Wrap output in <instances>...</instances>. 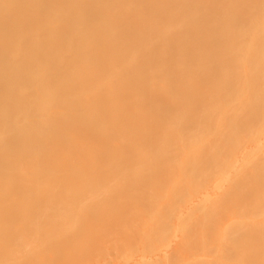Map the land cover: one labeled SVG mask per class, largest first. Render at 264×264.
<instances>
[{
    "label": "bare ground",
    "instance_id": "1",
    "mask_svg": "<svg viewBox=\"0 0 264 264\" xmlns=\"http://www.w3.org/2000/svg\"><path fill=\"white\" fill-rule=\"evenodd\" d=\"M64 1L66 2L64 3ZM68 1L69 0H0V72L2 71V74H0V76L3 78L9 76L8 79L4 78V80L2 79V81L0 79V83L3 84L2 86L3 87L4 85L10 86L11 90L16 87L12 83L13 81L10 82V85L9 83H7L9 82L7 80L11 81L10 77L15 72L13 71L11 72V70L8 72L9 69L7 68L6 70V68L3 67L7 65L6 60L8 59H6V57L8 56L6 55L14 51L17 53L19 60L22 62L21 65L22 64L25 65V69H23L24 66L22 67L24 71L25 70L28 71V69L31 70L32 67H33L32 69L38 70L36 65L39 66L40 64H43L42 66L44 72L48 71V74L49 72L51 74L50 77H46L44 73H39L40 71L39 72L37 71L38 73H36L33 70L34 73L37 75L32 74L33 75L32 76L30 72L31 77L30 76L29 78L26 77L28 79L26 83L31 82V84L29 83L30 85L36 83V85H38L36 87H38V89L40 90V92L39 91L37 92V96L34 97L36 98V101L35 100L30 101L29 103L30 107H28V104H26L23 98H22L23 100L20 97H19L20 100L16 98L18 100V102H16L17 100L15 99V95L13 96L12 94L11 95L13 98L7 95L8 100L7 98L5 100V97L3 96L4 97L3 100L8 102L11 101L10 103H12L14 99V102L11 105L8 104L9 105L8 107H6L7 106L6 103L5 106L3 105L4 102L0 101L1 102L0 157L4 159V164H5V166L2 165L3 167L2 166L0 167V177L2 172L4 174L6 173L4 172V169L8 167H9L8 170L10 169L11 171L21 169L23 171L26 170L27 173L28 171L27 168H31L30 166L27 167V164L29 165V163L27 162V158L33 150L36 151L40 147L39 145L40 143L36 145L37 147L39 145L37 149L36 146H34V142L37 141V137L39 138L43 136L42 134L40 135V133L42 132L39 133V131L37 130H42L44 134L45 129L46 131H48L47 130L48 128L50 131V128L53 125L57 128V126H59L57 124L62 123L60 121L63 120L67 122L69 121L68 119L72 120L71 117L69 118L70 113L67 114L64 111L63 112L66 114L67 117L65 116V114H62L61 111L58 112V110L56 111L58 114L55 112L53 113L51 111L52 112V113L50 112L51 115L48 116L47 114L49 112V109L50 108L52 109V107H55V105H57L58 108L60 109L61 108L66 109L65 111H67L68 109L66 107L72 108V110L68 109V112H70V111H75L73 108L78 107L76 111L79 110L80 112L82 107L84 108L85 106L84 104L83 105L81 104V101L83 99L81 95L83 91L86 92L83 94H88L87 97L89 96L88 97L90 101L89 104H91L90 108L88 107L87 109V107L85 106L86 109H82L84 111L81 110L80 113L83 112L84 117L81 116L83 114L82 113L78 117L79 119L77 118L81 122L82 120L80 119V117H83L82 118L84 121L83 124H85L83 127L85 128V130L83 131L84 138L86 136L87 138L90 137L89 139H91L92 136L93 137L95 136L94 138L100 137L99 141H101V139L105 140L103 141V143H106V145L102 144L103 145L102 147L100 142H97V144L99 143L100 144L99 146H101L99 147L97 145L98 148L99 149L101 148V150L103 151V153L101 155L99 154L97 157L96 155H94L95 151L97 150L96 149L97 146L95 147L94 145L96 143H93L92 145L94 146L91 147V149L93 147L95 148L93 149L94 152L93 154L90 151V149L88 150V147L86 148L87 153L80 154L81 156L80 159H82L83 163L85 164L84 165L82 164L81 167L79 166L77 170L75 169L76 183L71 178L70 179L65 178L66 181H64L63 183L62 182L56 183V181L51 178L52 171L55 170L56 172L57 170L59 172L60 171L64 172L66 171L64 170V167L62 168V166L61 167L55 166L53 169H51L50 167H53L55 164V161H52L51 162L52 164L50 166L46 163L48 166L47 165L45 166H47L49 169L43 171L45 169L42 167L44 163L38 161L35 162L34 159L37 160L38 158H34L33 159L34 162L32 164L34 165L33 167L34 172L28 171V173H34L35 175V173L38 174L37 172H41L40 170H42L45 173L46 171H48V174H50L47 177V174L44 173L46 178L42 179L43 181L40 180L41 182H43V184L46 181L44 185L40 184L41 182L39 183V185H42V189L47 188V190L50 189L51 191L50 193L49 190L46 192L45 190L39 189L41 190L42 193L43 191L46 192L45 193L46 195L41 193L42 196H45V198L43 197L44 200L40 199L42 201V202L39 201L41 204L37 202L39 200L38 195H37L38 197H36L33 194L35 196L33 197L32 194L26 193L28 191L31 192L32 190H28L26 186H25L26 188L25 187L23 188L24 186L23 183L27 181L23 179V182L21 184L20 181L22 180L23 177H26L25 179H27V176H24L23 174L21 175V177H19L20 175L17 176V178L18 177L20 178L19 181L20 183L17 182V184L19 183L20 185H22L21 188L23 189L22 190L20 188L22 191L16 189L19 191L18 194L15 190L10 192L11 194H5L6 189L3 188L4 190H2V192L4 193L0 194V199H1L0 200V264H32L31 262L32 260L34 261L37 260L36 259L37 257H35L37 255L33 253L32 256L29 255L31 258L28 256V253H30L29 251L31 250L30 247H33L32 250L34 252L35 248L38 250V247L40 248V246H42V243L44 244H43V249L41 248L40 250L41 252L45 250L44 248L45 244H47L46 250L47 249L49 250L50 248L54 250L48 252L50 253L53 252V257L56 256L54 258L55 264H94V263L95 264H172V263L173 264L175 263L176 264H264V200H262V198H264V195L261 198V201L259 200L261 204L258 201L260 195L264 193V180L261 179L263 180V182L257 183L256 182L257 178L253 179L254 182H256L254 186L258 190V193H256L253 192V190L251 191L250 189L245 188L244 184L246 183L245 181L247 178L245 179L243 177L244 173L248 174L249 172H251L252 174L253 171H254L253 173H255V170H259L261 168L263 171L264 169V165L262 163L256 162L258 160L257 157L264 155V141H261L262 137L264 138V128L260 129L259 133L256 132L258 135L255 136L258 138L256 147L259 149L258 152L259 154L255 153L252 148L246 152L247 149L246 147L248 143L246 145L247 140H245L247 136L253 135L254 133L253 131H255L256 128L255 129H251V128H254L255 124L257 125L259 123L258 122L259 115L264 113V34H263L264 32H262L264 31V0H230L228 3H231L232 5L235 6L233 9H231L232 6L228 5V3L225 2L228 0H224L225 3L223 1H220L221 3H224V5L222 6L219 3L220 5L217 4L218 7L217 5L216 6L213 5L216 4L215 0L214 1L209 0V3L208 0L207 1L205 0V2L204 0L203 1L202 0H171L169 2L167 1L168 4H165L166 6L164 8L166 9V13H163L162 15V13H159L160 10L159 12L156 11L157 13H159V15L161 14V16L157 17L155 15V17L157 18L156 19L154 18L155 20L153 19L154 22H152V20L151 21L149 20L147 22V27H144V29L146 28L145 30H150V32H148V34L149 33L150 34L148 35L147 39L146 37H144L143 33H142L143 35H141L140 33L141 31L144 32L140 24H145L146 21H144L142 18L144 17L142 11L140 13V11H137L138 9L136 10V8L134 7V5L136 4L133 3H136L135 2L136 0H131V1L129 0V2L127 1L125 6L124 3H122L123 8L120 7L119 5L121 0L119 1L103 0L104 2L103 1L100 2V0H95L96 2L94 0H90V1L88 0L89 3L87 2L86 5H85L86 2L85 0H81L80 4L77 2V0L69 1L70 3ZM138 1L139 0H137V2ZM143 1L147 3L149 0H143ZM143 1H139V2L143 3ZM157 1L159 5L161 4L164 5L163 1L166 0L163 1L160 0V2L159 0ZM150 2L152 1L150 0ZM150 2L148 4H151ZM210 2L212 3L213 6L212 5L211 6L213 8L209 6L211 4ZM72 3L74 5L76 4L75 9H74V5L73 6L71 5L72 7H70V4ZM64 4L65 5L68 4L67 6L70 7V9L73 8L72 10L74 11L69 12V9H66L67 6H65ZM78 4L81 6L83 4V6L81 7ZM113 4L115 5L114 6L115 12L114 14H112L113 16L112 15L110 16V18L113 17V20L119 19L116 25L122 27L119 28L122 32L121 33L119 31L121 34L120 36L121 38L117 39V41L116 39L114 41V38L112 37V34H115L114 32L116 30L113 31L111 29V28L118 29V26L114 27L115 21L112 22L109 20L108 22L113 24V27H110L112 25H109L108 23L110 28L107 27L106 29L105 27L107 25L105 26L104 24L106 19L105 21L100 22V24L98 25L99 32L97 30L98 33H95L97 26L94 27L95 25L93 23V19L97 13L99 14L102 12L103 14V12L105 11L107 13H110L109 9ZM148 4H146V8L149 7L147 6ZM219 6L220 7L222 6L221 9ZM226 6H228V8ZM157 8L159 9L160 7ZM209 8L210 9L212 8L214 10H209ZM112 11L113 10H111V12ZM199 11L201 14L199 13ZM227 11L229 12L227 13ZM209 12L215 13L217 18L221 19L219 21L215 20L214 24L215 22L216 24H218V22L220 21L222 22V20H224L225 17L227 18V20L233 21L232 25L233 24L235 25L236 23V28L234 25L233 27L230 22H228L229 25H231L230 27L228 23L226 24L228 26L226 27L227 29L228 28L232 29L233 27V30L236 33L233 30H229V29L227 31V29L225 28L224 30L226 31V33L224 31L222 33L220 30V32L222 33V37L220 36L221 34L219 35L221 38L217 36V39L218 37L220 39L219 41L225 43L224 45H228V47H230V49L232 50V53L231 50H230V54L228 53L229 55L232 54L231 56L228 57L226 55L227 56L226 58L224 57V59L218 60L215 63V65L218 66L219 68L223 67L225 70L224 71L225 74L229 76L228 79L229 83L227 85L222 84L218 86H206L207 82L205 80L204 83L197 84L196 81V85L190 86L187 84L188 81L186 83V80H189V76H188L189 74L187 75V73H183V74L181 73V75H178L176 71L175 73L174 72L172 73L171 72L172 70L170 71L166 69L163 72V76L168 75V77L170 76V78H168L166 84L162 87V89H158L160 90L158 92L156 89L158 85L153 83V78H151V75H149L148 78L145 76L146 80L142 81V83H137L138 85L135 84L136 86L134 85V87H137V89L134 88L131 91L130 89L125 90L126 88H123L122 86L123 82L121 81H123L122 74L124 76V72L122 68L129 69L133 67L132 71L134 70V72L138 73L139 75L138 70L142 73L144 70V72L147 74L153 68L152 66L157 64L156 63L154 65H151L152 64L151 62L149 65H147L148 67L151 68L149 70V68L146 67L145 65H143V67L138 66V64L142 65L143 61H140L142 63H138L139 61L135 60V57L136 54L139 55V53L136 52L140 51L141 53L144 46L146 48L147 46L152 47V43L154 44V42L156 41L155 39H159L161 36L162 38H164L163 35L166 34L167 32L166 30L169 27H172L169 24V21L171 22V20L167 22L168 23L167 25L165 24V22L167 21L166 16L172 19L174 23L173 22L171 23L176 28V29L174 28L176 30L175 34H174L175 30L173 29V27L169 28V29H173L171 30L173 33L170 34L171 40L173 42L170 41V39L167 40L172 43L174 42L176 43L177 40H180V37H182L183 34L184 35L186 34V32L188 33L189 37L190 35H192L193 38L195 39L193 41L194 45L192 44L193 47L191 46L192 53L193 55H195L194 60L195 58H197V61L204 63L202 51L205 50L209 51V49L214 48L213 46L214 41L212 42V40L209 41L206 40L205 38L203 40L202 38L204 36L201 37V34L203 32L202 27H204V25L207 24L206 20H209L208 17L211 16ZM107 13L106 15H108ZM197 13L198 16L196 15ZM97 15L96 17L98 18ZM199 16H204V18L200 17L201 21L195 20V18L197 19ZM144 19H146V17H144ZM174 19H177V21L176 20L174 21ZM40 22H42L41 24H45V25L50 24L51 26L52 25L55 26L54 30L56 34L59 35V38L57 36L56 39L58 40H56V42L54 40L52 41V39L48 40L49 38L45 39V41L44 39H40V38H37L35 40L31 39L32 41L34 40V42L31 41V44L34 43L32 48L34 47L35 51L37 50L39 54L36 53L37 51L35 52L33 49L31 50V52H26L27 49L30 48H27L26 50L24 49L26 44L24 43L25 40L26 39L28 40L32 36L36 37L37 35L40 36L42 34L41 33L39 35V33L37 32H35L36 34L32 32V30H34L33 28L35 27L34 25H38ZM94 22H96V20ZM79 25H83L82 26L83 30L79 28L82 31V33H79L80 32L78 31L79 29L77 30ZM122 25L125 26L123 27ZM168 25L170 26L168 27ZM196 25H198L199 27H197ZM224 25L222 24V27ZM160 26L162 27L166 26L167 28L163 30L164 28L162 29ZM180 26H184V27L186 26V27L183 28ZM68 27H71L72 30L70 28L69 30ZM158 27H160L159 29L160 30L162 29L163 32L158 33L159 31ZM65 28H67V30H69L70 32H73V29L77 30V32L75 30V33H71L73 34L72 39L74 40L72 41V43L73 42L77 43L75 44L76 45L75 48L77 51H80V53L82 54L77 56L81 60L80 61L81 64L83 63L84 65H83V69L80 70V68L82 67H80L79 65L81 64L77 65L78 63L75 64L74 61L72 63H74L75 65L70 67L71 68L70 70H72L73 72L72 74L73 76H75L74 81L79 80V83H81V85L83 84L82 86L76 85L79 88L83 87L82 89L83 91L81 89L75 90L76 88L73 89L72 91L73 88L72 84L74 83V81L72 80L73 82L71 83L68 80L69 78V76H67L68 73L70 75L72 74L70 72H67L69 68L66 67H68L71 64L70 63L71 61L68 62L67 59H65L67 55L65 56V58L63 56L64 54L63 50H65L66 47L64 49L60 48L62 41H65L63 37L66 38V35L63 36V32H64L63 29ZM108 28L111 29V31L110 30L108 31L107 30ZM138 28L140 29V31L138 30ZM182 28L184 32H182ZM116 33L118 34V32ZM157 33L159 35L158 38L155 37V35L157 36ZM44 34L45 33H43V35ZM212 35L213 36L211 37H214V34ZM166 36L168 35L166 34L165 38ZM188 36L186 34V38H189ZM51 37L52 36L50 35V38ZM67 37L69 38L70 36ZM68 38L66 40L67 46L70 45ZM183 38L184 36L182 37V39ZM189 39L187 40L190 41L191 39L190 40ZM157 42L160 41L158 40ZM161 43H163V41H161ZM184 43H186V41ZM71 46L73 48L74 44ZM116 47H119L120 50L117 49ZM216 47L218 46L216 45ZM75 48H73L72 50L74 51ZM123 48H126V50L128 49V51H125L126 53L124 52L126 55L128 54V56L123 54L125 56L122 55L121 57L120 55H118L119 53L117 54L118 57L115 56L116 58L121 57L122 62H119L120 61L119 60L118 61L119 63L115 62L117 65L114 64L113 67L112 65L111 67H109V64L107 65L106 63L107 61H106L105 62L106 64L104 65L103 63L104 59H102L103 61L101 60L102 56H104L102 54L105 53L104 50L110 53L111 51L112 52L113 51L119 52L121 50L124 51ZM137 48L138 50L136 51ZM139 48L141 50H139ZM68 49L70 51L69 46ZM84 49L86 51L90 50L89 52H91L92 49L94 50V52L97 51L96 57L93 58L95 59L93 62H91L92 60H90L85 55ZM217 49L216 51L219 50ZM66 50L64 52H66ZM147 50L148 49H146L145 51ZM162 50H164V47ZM183 50H185L184 47ZM32 51H34V53ZM190 52L191 50L189 51V53ZM27 53L30 54L33 53L36 55L38 54V56H40L39 57L40 60L36 58L37 56L34 58H36V60L38 59L39 61L42 60L41 62L43 63H40L39 61L36 62L34 58L31 59L32 57L30 58V56ZM71 53L73 52L70 51V56ZM80 53L78 52V54ZM70 56H67V58ZM81 56H83V58H80ZM142 58L144 57L142 56ZM46 61L47 63H44ZM147 62L143 64H147ZM165 64H167V62ZM28 65H30L31 68L27 69L26 66ZM198 65L200 66L198 68L200 75L209 77L210 79L213 80V78L215 77V72L211 71L212 69H210L209 67L205 68L203 65H202L203 66L202 69L200 63ZM215 65L212 66L214 67ZM62 66H65L66 70L64 69L62 70V68H64ZM190 66H192L191 63L188 67L190 68ZM12 67L13 65L11 66V68ZM41 67H39V69ZM156 67H155V71L157 70ZM160 67L162 68L163 71V66ZM43 69L41 68L40 70ZM82 70H84L83 71L84 73H82ZM6 71L7 74L4 73ZM80 71L81 74L84 75H80L79 74ZM8 73H10L11 75L10 74L8 75ZM199 73H197L198 74L197 76H199ZM24 74H26V72ZM48 74L47 76H49ZM111 78L114 79L117 78L121 80L119 86L118 83L116 85L113 83V85H115L114 88L118 86L117 89L111 88L109 91H104L105 89L102 91L99 85H102L104 83V79L105 82L107 83L111 82L112 84V82H115V80L113 79L114 81L113 80L110 81ZM133 79H135V77ZM136 80L134 81V83L136 82ZM202 80L203 78L201 79V81ZM4 81L7 84H4L5 83ZM14 81H15V77H14ZM12 85H14L15 87H13ZM27 85L28 84H26V88ZM26 88H23L20 94L26 96L29 93L30 97L34 96V94L36 93L33 91L34 89H32V91L34 92L32 93L31 91L29 92V90ZM6 89L9 90L8 87ZM107 89L108 88H106V90ZM8 90L7 92L9 93L11 90L9 91ZM1 91L4 92L3 90ZM79 93L81 94L79 95ZM77 94L79 96H76ZM132 94L141 95L140 96L141 101L139 100H138L139 102L136 101L138 102V104H140L141 108H143V105L146 108H150L151 105L154 103L153 99L157 98L158 95L159 97L160 95H162L167 98L166 102H164L162 104L163 106H161V107H166V106L167 107L164 108L163 111L161 112H160V108L158 109V111L157 109L154 110V112L156 111L157 114L152 116H150L149 114H148L149 116L145 115L143 113L144 111H142L145 109H139L140 106L139 108H137V110L136 109L130 110L129 100ZM9 97L12 98V100H10ZM77 97H80L81 99H78ZM237 97L241 99L236 100ZM142 99H144V102L146 103H142L143 101ZM21 101L22 102L24 101L25 103H22ZM15 102L16 105H14ZM20 102L22 103V105L24 104V106H21ZM156 103L157 102H155V104ZM26 105L27 107H25ZM17 107H19V109ZM20 107L23 108L21 109ZM115 109L116 112L117 110H119V112L121 113L120 115L121 118L127 119V117H130L131 122L129 121L120 122V123L115 122V124L113 123L114 126L112 128L109 127L110 128L109 129L107 127L109 130L105 127L106 133L100 132L101 130L104 129V128L99 129L100 127H103L102 126L103 124L101 122L103 121L104 116L101 118L100 117L101 114L104 112L102 114L104 115L105 111L111 112V110L115 111ZM246 109L249 110L247 113L244 112ZM95 111L97 112L101 111V114L99 115V113L97 114L95 113ZM26 112H29V115L27 114L29 118L30 117L32 118L34 115L35 118L37 119V117L40 114L41 116L46 115L48 117L47 120L45 119L41 120L43 118L36 120L33 118L32 122L36 124L33 123L31 124L30 122L29 125H26L29 121H25V123L23 122L20 125L19 122L23 121L22 118L25 117ZM41 112L44 114H42ZM55 114H57L58 116ZM54 115L57 117H55ZM98 115L99 118L102 119V121L98 119ZM116 115L120 117L119 114ZM51 116L53 118H51ZM74 119L76 120V117L73 118V120ZM34 120H36L37 122H35ZM105 121L107 120H104L103 122ZM78 122L79 121H77V123ZM99 123H101L100 126ZM108 123H109L108 121L107 123H104L105 124L104 126H106V124L110 126V123L109 124ZM45 124L46 126H43ZM75 124H73L74 127ZM19 125L21 126L22 129L18 127ZM23 125H26L25 129ZM32 125L34 126L33 127L34 130L31 129L33 130V132H31V130L29 129L30 127H32ZM259 125L264 127V121L263 123L260 121ZM35 126L39 128L35 129L36 128ZM54 126L52 127V129L55 128ZM26 128L29 131H27ZM52 129L51 131L55 132V129L53 130ZM249 129L252 130L253 132L252 134L251 131L249 132ZM256 130H258V128ZM59 132H57L56 130L55 133L58 134ZM99 132L100 134L102 133L103 134L96 136V134L97 133L99 134ZM35 133L36 136L37 133L39 136L36 137L34 135ZM245 133H247V136L246 135L241 136ZM61 134H62V130H61ZM56 136L57 139L62 138L60 137V135H56ZM58 136L60 138H58ZM251 138L253 139V137ZM89 139L86 140L88 141ZM39 140L41 139L39 138ZM63 140L66 139L63 138ZM121 140H123L124 143H122ZM90 141L91 140H89V142ZM116 141L122 143L120 146L117 145L119 146L118 148L119 150H117V146L112 144V142H114L115 144ZM41 142H43V140ZM92 142L93 140L88 144V146ZM110 143L113 145V149H115L116 147L115 149L116 151L110 149V147H112ZM248 147H253V145L252 146L249 145ZM37 152L39 153V151ZM98 153L99 150H97L96 154ZM37 156L39 157V155ZM56 161L57 162L55 165H57V163L58 165H60L58 160ZM96 167L98 168L96 169ZM234 167H238V171L236 172L232 171V168L237 169ZM133 171H135L137 177L134 175L135 177H132L133 179H131L130 174H132ZM15 172L16 171H14V173ZM13 175L15 176V174ZM13 175H11V177ZM9 176L8 179L10 178ZM28 176L29 179L30 175ZM30 179L32 180L33 178L31 177ZM16 180H13V184L14 182H16ZM31 180L27 182H31ZM258 180H260V178H258ZM11 181H8V185L9 182ZM35 181L37 182L39 180L34 178V180H32V183L33 182L35 183ZM25 184L27 183L25 182ZM10 185H12V183H10ZM3 186L1 185V187ZM75 187L78 188L79 191ZM6 188L8 189V186ZM36 188H38V185ZM36 190L38 191V189ZM56 190L57 192H59L58 195H55L53 193V192L57 193ZM37 191L36 193H38ZM13 192L16 193V195L19 194L20 195L16 196ZM24 192L27 195V197L23 195ZM12 193L14 195H12ZM47 193L49 198L46 197ZM165 193L166 195H164ZM21 194L22 197H20ZM13 196L14 199H16V197L18 198L19 203L17 202V204H15L16 203L15 200L12 199ZM53 196L55 198L57 197V199L61 198L59 203L57 199L53 198ZM88 197L91 198L92 203L94 205L91 202L83 203L85 202L83 201L85 198H86L85 200L89 199ZM35 198H37L38 200H36L33 203L32 201H34ZM55 200L57 201L56 203L54 202ZM98 202L100 203V206L102 205V207L98 206L99 205ZM112 202L113 203L115 202V205H113ZM12 203H14L16 207L14 206V204L12 205ZM95 204L97 207L95 206ZM251 205H253L254 208L251 207ZM255 205L257 207H255ZM98 207L100 208L98 209ZM140 207L141 209H139L138 212L134 211V209L137 210ZM133 211L137 213L134 214ZM102 212L103 215L102 217H100ZM108 212L109 213L114 212V213L113 215L110 214L108 216L107 215L109 214ZM104 214L107 215L108 218ZM96 218L99 219L98 221H100L101 224L103 221V226L105 225L108 227L107 230L103 231V234L104 233L109 234L110 232L112 233V230L113 231L115 230L117 234H119L120 236L122 235L121 236L122 240H119L116 236H114L116 237L115 239L117 240H115V242L113 243L112 242L110 243L109 241H106L109 236L105 234V236H107L106 237L107 239L103 241L109 243L105 246V249H103L104 253L102 254L101 252L102 254L101 260H97L98 259L96 258L97 256L95 257V255H100L97 254L99 250L97 252L96 250H94L93 254H91L89 253L87 246H86L87 248L85 249L84 242L86 240L82 242L84 244L83 245L84 247H81L82 245L80 244L81 240L83 238H86L83 236H90V234L89 235L87 234L89 230L86 232V234L84 231L85 229L86 230L88 229V224L89 227L90 226L93 227L92 225L95 226V224L93 223L96 222L93 221H96L95 220ZM39 221H41L43 224ZM125 225L126 227H128L127 229ZM172 225H174L173 227L174 232L172 231L175 235L174 238L177 237L178 240L176 242L175 241L176 238L175 239L172 237L171 238L174 239L173 241L176 242V244L173 242L171 248L168 247L171 242V238H170V242H168L166 246L165 245L163 246L164 251L162 252V254L158 253L159 255H156L157 253L155 254L154 252L157 250H155L152 252L153 254L152 257V254L150 255L149 253H151L150 251H152V249L153 250L155 249V247L153 246L154 244L153 240H158V239L169 240L171 234L169 233L166 234V233L172 228ZM120 228L126 229L127 233H132V234H128L132 239L130 238L127 239L128 237L125 236L127 234L125 232L126 230L125 231L123 230L124 231L123 232L121 229L120 231H122V233H118L119 231L116 230H119ZM128 230L129 231L132 230V231L129 232ZM137 230L140 231V233L142 232L143 234L149 233L148 234L149 237L141 238V239L140 238L136 239L135 237V239H133L134 237L133 235H137L139 233ZM133 231L135 233H133ZM58 232L62 233L60 235L63 236V238L61 237L60 239V235L58 234ZM99 234L101 236L102 231L101 233H98L96 235ZM111 236L113 235L111 234ZM212 236L215 237L213 245L210 244L208 241ZM196 237L198 238L197 241L190 240V239L193 240ZM62 239H63V243H61ZM66 242L68 243L65 247H68L69 255L67 254L68 255L67 258L65 256V259L63 258L64 260H62V258L60 257L62 254H59L60 255L59 256L58 253L60 252V249L64 246V243ZM39 243H41L40 246ZM198 243H200L199 245L200 247L198 248V252L195 253L194 251ZM21 244L24 245L21 246ZM48 245L50 248L48 247ZM140 248L142 249L138 251ZM163 248L159 250L160 253L163 250ZM165 248H169V250L166 249L165 251ZM38 251L37 254L40 252ZM48 252L44 251L45 254L40 253L41 258L39 256L38 260L33 264L36 263L40 264L41 260L39 261V258L42 259L43 256L48 254ZM72 253H76V254L73 256ZM210 253L212 254V256L210 255ZM236 255L237 258H235ZM172 256H176V260L170 263ZM45 257L47 258V255ZM50 259L51 258H48L47 260L49 264H51ZM92 259H95L98 262H92ZM43 261L44 259L42 260V262ZM48 262L46 263L48 264Z\"/></svg>",
    "mask_w": 264,
    "mask_h": 264
},
{
    "label": "rangeland",
    "instance_id": "2",
    "mask_svg": "<svg viewBox=\"0 0 264 264\" xmlns=\"http://www.w3.org/2000/svg\"><path fill=\"white\" fill-rule=\"evenodd\" d=\"M69 1H72V0H69ZM69 1H68V2H69ZM85 1H86V2H85V5H86L87 2L89 3L90 0H89V1H88V0H85ZM94 1H95V0H94ZM101 1H103V0H100V2H101ZM111 1H112V0H111ZM113 1H114V0H113ZM118 1H119V0H118ZM123 1H124V2H123ZM123 1L121 0V2H120V4H119L120 7H122V5H123L122 3H124V6H125L126 2H127V1L129 2V0H123ZM130 1H131V0H130ZM139 1H143V0H139ZM139 1L137 2V0H136V1H135L136 3H133V4H136L137 6L134 5V7L136 8V10L138 9L137 11H140V13H141V11H142V13L144 14V17H146V19H144V17H142L143 20L146 21V22H145V24H140V25L142 26V30H144V32L141 31L140 33H141V35L144 34V37H146V39H147L148 35L150 34V33L148 34V32H150V30H145L146 28L144 29V27H147V22H148L149 20H150V21L152 20V22H154V20H155L157 17H160V16H161V14L159 15V13H162V15H163V13H166V9H164L165 6H166L165 4H168V2L171 1V0H166V1H163V0H162L163 3H164V5H163V4L159 5L157 0H151L152 2H150V0H149L147 3L144 2V1H143V3H142V2L140 3ZM155 1H157V2H155ZM167 1H168V2H167ZM202 1H203V0H202ZM206 1H207V0H206ZM213 1H214V0H213ZM213 1H212V3H213ZM220 1H223V2H224V0H215L216 4H213V5L216 6L217 4H218V5L221 4V5L223 6L225 2L228 3L230 0L225 1L224 3H221ZM62 2H63V1H62ZM65 2H66V1H64V3H65ZM68 2H67V3H68ZM77 2L80 4V3H81V0H77ZM83 2H84V1H83ZM83 2H82V3H83ZM95 2H96V1H95ZM103 2H104V1H103ZM103 2H102V3H103ZM149 2H150L152 5H151V4H148ZM153 2H154V3H153ZM159 2H160V0H159ZM165 2H167V3H165ZM204 2H205V0H204ZM69 3H70V2H69ZM69 3H68V4H69ZM74 3H75V1H74ZM145 3L148 4L147 6H149V7L146 8V4H145ZM208 3H209V0H208ZM210 3H211V2H210ZM212 3L209 5L210 7L213 6ZM219 3H220V4H219ZM227 3H226V4H227ZM68 4H66V5L64 4V5L67 6ZM79 4H78V5H79ZM154 4H155V5H154ZM71 5L73 6L74 4H73V3L70 4V7H72ZM75 5H76V4H75ZM75 5H74V9L76 8ZM85 5H84V6H85ZM156 5H159V6H156ZM162 5H163V6H162ZM211 5H212V6H211ZM218 5H217V7H218ZM228 5L232 6L231 9H233V8L235 7V6L232 5L231 3H228ZM79 6H81V5H79ZM79 6H77V7H79ZM82 6H83V4H82ZM82 6H81V7H82ZM114 6H115L114 4L111 5L110 9L113 10V11L111 12V10L109 9V12H110V13H107L106 11L103 12V14H102V12L99 13L100 15L97 13L98 15H97V14H96V15L98 16V18H97L96 15H95V17H94V19H93V23H94V25H95L94 27L97 26V27H96V32H95V33H98V32H99V29H98L99 26H98V25L100 24V22L105 21V19H106V21L104 22L105 26L107 25V26L105 27V29H106L107 27H109V25H112V26H110V27H113V24H111L110 22H108L109 20L112 21V22L115 21V23H114V24H115L114 27H117V26H118V29H117V28H116V29H115V28H111V29H112L113 31L116 30V31L114 32L115 34H112V37L114 38V41H115V39H116V41H117V39H120V38H121V37H120V36H121V34H120L121 30L119 29L121 26L116 25V23H117V21H118L119 19H118V20H113V17L110 18V16H111L112 14H114V12H115ZM222 6H221V7H222ZM67 7H68V6H67ZM67 7H66V9H69V12L74 11V10H72L73 8L70 9V7H68V8H67ZM99 7H100V6H99ZM104 7H105V5H104ZM157 7H160V8L158 9ZM217 7H216V8H217ZM219 7H220V6H219ZM221 7H220V9H221ZM226 7L228 8V6H226ZM100 8H101V7H100ZM122 8H123V7H122ZM149 8H150V10H149ZM212 8H213V7H212ZM212 8H211V9L209 8V10H214V9H212ZM216 8H215V9H216ZM146 9H147V10H146ZM151 9H152V10H151ZM157 9H158V10H157ZM225 9H226V8H225ZM99 10H100V9H99ZM143 10H144L145 12H144ZM159 10H160V12H159ZM164 10H165V11H164ZM156 11L159 12V13H157ZM219 11H220V10H219ZM229 11H230V10H229ZM229 11H227V13H228ZM67 12H68V10H67ZM67 12H66V13H67ZM203 12H204V11H203ZM210 12H211V11H210ZM210 12H209V14H210L211 16L209 15V16H210V17H208L209 20H206V19H205L207 24H205L204 27H202V31H203V32H202V34H201V37L204 36V37L202 38L203 40H204V38H205L206 40H209V41L212 40V42L214 41V44H213V46H214L213 49H214V50H213V49H209V51H208V50H207V51H206V50H205V51H202V52H203V55H202V56H203L204 63L197 61V58H195V60H194V56H195V55H193V53H192V47H193V45H194V42H193V41H194L195 39L193 38L192 35H190V37H189V36H188V33L186 32L187 36H188L191 40H190L189 38H186V34H185V35L183 34V35H182V37L184 36L183 39H182V37H180V40H177L178 43H177V42H176V43H175V42L172 43L173 41L171 40V35H170V34L173 33L171 30H173V29L175 28V26L171 23V22H173L172 19H170V18H168V17L166 16L167 21L165 22V24L167 25V24H168L167 22H168L169 20H171V22L169 21V24L173 27V29H169V28H172V27H169L170 25H168L169 28L166 30V31L169 33V34H168V33L166 32V34H167L168 36H166V38H165V35H166V34H165V35H163L164 38H162V36H161L159 39H155L156 41L154 42V44H156V45H154V44L152 43V47H148V46H147V48H146V47L144 46L143 49H142V51H141V53H140V51L136 52V53H139V55L136 54V57H135V60L139 61L138 63H142V62H140V61H143V63L149 61V62H147V64H143V63H142V65H139V64H138V66H142V67H143V65H145L146 67H148L147 65H149L151 62H152L151 65H154V64L157 63L156 65L152 66V67H153L152 69H151L150 67H148L149 70L151 69V70L149 71V73H147L148 75L144 72V70H143V73L140 72V71L138 70V72H139V75H138V73L134 72V70L132 71V68H133V67H131V68H129V69H125V68L123 69V68H122V70H123V72H124V76H123V74H122L123 72L121 73V74H122V80H123V81H121V80H119V79H117V78H115V79H114V78H111L110 81L113 80V79L115 80V82H112V84H111V82H108V83L105 82V79H104V83H103L102 85H99V87L102 89V91H103L104 89H105L104 91H109L111 88H112V89H117V87L119 86L120 81H121V82H123V84H122L123 88H126L125 90L130 89V90L132 91V89H134V88L137 89V87H134L135 84L138 85L137 83H142V81H145V80H146V77L148 78L149 75H151V78H153V83H155L156 85H158V87L156 88V89H157V92H158V91H160V90H158V89H162V87L166 84V81L168 80V78H170V76L168 77V75H167V76L164 75L165 77L163 76V72H164L166 69H167V70H170V71L172 70V71H171L172 73H173V72L175 73V71H176V73H177L178 75H181V73H182V74H183V73H187V75L189 74V75H188V76H189V80H186V83H187V81H188L187 84L190 85V86H192V85H196V81H197V84H200V83H204L205 80H206V82H207V83H206V86H218V85H222V84H224V85L226 84V85H227V84L229 83V80H228V79H229V76H227V75L225 74V72H224L225 70H224L223 67L219 68L218 66L215 65V63H216L218 60H222V59H224V57L226 58L227 56L229 57V56L232 55V54L229 55V54H230V50H231L230 47H228V45H224L225 43H223L222 41H219V40H220L219 37H220V36L222 37V33H223V31L226 33V31L224 30L226 27H228L226 24H227L228 22H230L231 25H232L233 21H231V20H227L226 17H225V18L222 17V18H224V20H222V22L220 21V22H218V24H216V22H215V24H214V21H215V20H216V21H217V20L219 21V20H221V19L217 18V16L215 15V13H213V12L210 13ZM217 12H218V11H217ZM220 12H221V11H220ZM225 12H226V11H225ZM106 13H107L109 16L106 15ZM145 13H146V14H145ZM153 13H155V14H153ZM186 13H187V12H186ZM199 13H200V11H199ZM201 13H202V10H201ZM201 13H200V14H201ZM6 14H7V13H6ZM143 14H142V15H143ZM147 14H148V15H147ZM157 14H158V15H157ZM104 15H105V17H104ZM155 15H156L157 17H155ZM164 15H165V14H164ZM196 15L198 16V13H197ZM202 15H203V14H202ZM7 16H8V15H7ZM102 16H103V17H102ZM112 16H113V15H112ZM197 16H196V17H197ZM214 16H215V17H214ZM225 16H226V15H225ZM227 16H229V15H227ZM233 16H234V15H233ZM71 17H73V16H71ZM106 17H107V18H106ZM164 17H165V16H164ZM200 17H201V18H202V17L204 18V16H199L197 19L195 18V20L201 21ZM100 18H101V19H100ZM102 18H103L104 20H103ZM148 18H149V19H148ZM154 18H155V19H154ZM176 18H177V17H176ZM208 18H207V19H208ZM98 19H99V20H98ZM153 19H154V20H153ZM228 19H229V18H228ZM95 20H96V22H94ZM175 20L177 21V19H174V21H175ZM203 20H204V19H203ZM212 20H213V21H212ZM97 21H98V22H97ZM211 21H212V22H211ZM41 23H42V22L39 23L40 25H39V24H38V25H34L35 27L33 26V27H34V28H33L34 30H32V32H33V33L37 32V33H39V35L42 33V34H41L42 36H41V35H40L41 37L38 36V35H37L38 37H37V36H36V37H35V36H34V37L32 36L31 38L28 39L29 41L26 39L27 41L25 40V42H24V43H26L24 49L26 50L27 48H30V49H27L26 52H31L32 49L35 51L34 47L32 48V46H33L34 43L31 44V41H32L31 39H34V40H35V39H37V38H40V39H44V41H45V39L49 38L48 40H51V39H52V41L54 40L55 42H56V40H58V39H56V38H57V36H58V38H59V35L56 34V32H55V30H54L55 26H53V25L51 26L50 24L45 25V24H41ZM108 23H109V25H108ZM173 23H174V22H173ZM220 23H221V24H220ZM222 24H223V25L225 24V25H224L225 27H224V26L222 27ZM56 25H57V23H56ZM206 25H207L208 27H207ZM228 25H229V23H228ZM231 25H229V27H230ZM233 25H234V24H233ZM233 25H232V26H233ZM36 26H37V27H36ZM82 26H83V25H79L78 28H77V30H78L79 28H80L81 30H83V27H82ZM122 26L124 27L125 25H122ZM196 26L199 27L198 25H196ZM216 26H217V27H216ZM234 26H235V28H236V23H235ZM234 26H233V27H234ZM81 27H82V28H81ZM110 27H109V28H110ZM160 27H161L162 29L164 28L163 30H165V29L167 28L166 26H165V27L160 26ZM160 27H158V30H159V31L157 30L158 33H159V32H163L162 29H161L162 31L159 29ZM180 27L185 28L186 26H185V27H184V26H180ZM219 27H220L221 29H220ZM233 27H232V29H230V28H228V29H229V30H233ZM69 28L71 29V27H68V29H69ZM109 28H108L107 30H108V31H109V30L111 31V29H109ZM121 28H122V27H121ZM136 28H137V27H136ZM140 28H141V27H140ZM183 28H182V32H184ZM205 28H206V29H205ZM209 28H210V29H209ZM211 28H212V29H211ZM217 28H218V29H217ZM222 28H223V30H222ZM37 29H38V30H37ZM40 29H41V30H40ZM70 29H69V30H70ZM80 29H79L78 31H80L79 33H82V31H81ZM84 29H85V28H84ZM175 29H176V28H175ZM175 29H174V30H175ZM226 29H227V28H226ZM228 29H227V31H228ZM53 30H54V31H53ZM63 30H64V32H63V36L66 35V38L62 36V37L64 38L65 41H62V43H61V45H60V46H61L60 48H61V49H64V48L66 47V48H65V50H66V49H68V46H69V47H70V51L73 52V53H71V56H70V51H69V49L66 50V52H64L65 50H63V53H64V54L62 53L63 56H64V58H65L66 55H67V56H70V57H68V58H67V56H66L65 59H67L68 62L71 61V62H70V63H71V64H70L71 66L69 65V66L66 67V68H69L67 72H70V73L72 74L73 72H72V70H70V69H71L70 67L74 66L76 63H78L77 65L81 64V62H80L81 60L79 59V57H78L77 55H82V54L80 53V51H77L76 48H75V47H76L75 44H77V43H76V42H73V43H72V41H74V40L72 39V35H73V34H71V33H75V30H76V29H75V30L73 29V32H70L69 30H67V28H65V29H63ZM63 30H62V31H63ZM71 30H72V29H71ZM77 30H76V32H77ZM97 30H98V32H97ZM107 30H106V31H107ZM138 30L140 31L139 28H138ZM207 30H209V31H207ZM210 30H212V31H210ZM215 30H216V32H215ZM220 30H221L222 33L220 32ZM235 30H237V29H235ZM56 31H57V30H56ZM60 31H61V30H60ZM60 31H59V33H60ZM65 31H67V32H65ZM119 31H120V32H119ZM136 31H137V30H136ZM136 31H135V32H136ZM233 31H234V30H233ZM240 31H241V30H240ZM32 32H31V33H32ZM46 32H48V33H46ZM49 32H52L53 34H52V33H49ZM69 32H70V33H69ZM116 32H118V34H117ZM175 32H176V30L174 31V34H175ZM208 32H209L210 34H209ZM212 32H214V33H212ZM217 32H220V33H217ZM234 32H235V31H234ZM262 32H264V31H262ZM43 33H45V34L43 35ZM54 33H55V35H54ZM66 33H67V34H66ZM68 33H69V34H68ZM95 33H94V35H95ZM121 33H122V32H121ZM142 33H143V34H142ZM146 33H147V35H146ZM158 33H157V36L155 35L156 38H158V36H159ZM164 33H165V32H164ZM164 33H163V34H164ZM211 33L214 34V37H211V36H213ZM235 33H236V32H235ZM35 34H36V33H35ZM47 34H48V35H47ZM160 34H161V33H160ZM220 34H221V35H220ZM263 34H264V33H263ZM32 35H34V34H32ZM50 35L52 36L51 38H50ZM53 35H54V36H53ZM87 35H88V33H87ZM87 35H86V36H87ZM117 35H118V36H117ZM137 35H138V33H137ZM139 35H140V34H139ZM145 35H146V36H145ZM219 35H220V36H219ZM30 36H31V35H30ZM67 36H70V37L68 38ZM169 36H170V37H169ZM172 36H173V35H172ZM206 36H208V37H206ZM217 36H219L218 39H217ZM53 37H54V38H53ZM62 37H61V38H62ZM87 37H88V36H87ZM112 37H111V39H112ZM210 37H211V39H210ZM221 37H220V38H221ZM67 38H68V41H69V43H70V45H68V46L66 45V40H67ZM161 38H162L163 40H162ZM172 38H173V37H172ZM214 38H215V39H214ZM167 39H168V40L170 39V41H172V42L168 41ZM184 39H185L186 43H184V42H185ZM187 39H189L190 41H188ZM34 40H33L32 42H34ZM158 40H159L160 42H157ZM161 41H163V43H161ZM183 41H184V42H183ZM187 41H188V42H187ZM35 42H36V41H35ZM156 42H157V43H156ZM221 42H222V43H221ZM64 43H65V44H64ZM159 43H160V44H159ZM166 43H167V44H166ZM170 43H171V44H170ZM30 44H31V45H30ZM62 44L64 45V47H63ZM73 44H74V47H73V48H75L74 51L72 50L73 48H72V46H71V45H73ZM183 44H184V46H183ZM185 44H186V45H185ZM192 44H193V45H192ZM28 45H29V46H28ZM144 45H145V44H144ZM153 45H154V46H153ZM171 45H172V46H171ZM178 45H179V46H178ZM180 45H181V46H180ZM187 45H188V46H187ZM189 45H190V47H189ZM216 45H217L219 48L216 47ZM117 46H118V45H117ZM142 46H143V45H142ZM149 46H150V44H149ZM155 46H156V47H155ZM186 46H187V47H186ZM191 46H192V47H191ZM120 47H121V46H120ZM138 47H140V46H138ZM163 47H164V50H162ZM171 47H172V48H171ZM183 47H184L185 50H183ZM188 47H189V48H188ZM225 47H226V48H225ZM116 48L119 49V47H116ZM126 48H127V47H126ZM126 48H123L124 51L121 50V51H119V52H117V51H116V52H115V51L112 52V51H111V52L109 53L108 51L104 50L105 53H103V51H102V53H103L102 55H104V56H102L101 60L104 59V62H103L104 65L107 63V65L109 64V67H111V65H112V67H113L114 64L117 65L116 63H117L119 60H120L119 62H122V60H121L122 55L126 53L125 51H128V49L126 50ZM149 48H150V49H149ZM153 48H154L155 50H154ZM158 48H159V49H158ZM165 48H166V49H165ZM180 48H181V49H180ZM187 48H188V49H187ZM217 48H218L219 50H218ZM117 49H116V50H117ZM146 49H148V50L145 51ZM170 49H171V50H170ZM179 49H180V50H179ZM216 49H217L218 51H216ZM225 49H226V51H225ZM228 49H229V50H228ZM16 50H17V49H16ZM102 50H103V49H102ZM119 50H120V49H119ZM137 50H138V48L136 49V51H137ZM139 50H141V49L139 48ZM182 50H183V52H182ZM190 50H191V52L189 53ZM34 51H32V52L34 53ZM36 51H37V50H36ZM36 51H35V52H36ZM89 51H90V50H87V51H86V50L84 49V53H85V55H86L90 60H92L91 62H93V61L95 60V59H93V58L96 57V53H97V51L94 52L93 49H92L91 52H89ZM179 51H180V52H179ZM184 51H185V52H184ZM76 52H77V53H76ZM78 52H79L80 54H78ZM88 52H89V54H88ZM124 52H125V53H124ZM159 52H160V53H159ZM171 52H172V53H171ZM217 52H218V53H217ZM219 52H220V53H219ZM233 52H234V50H233ZM33 53H31V54H30V53H27V54L30 56V58L32 57L31 59H33L34 57L37 56L36 58H38V59L40 60V58H39L40 56H38L39 52H38V51L36 52V53H38L37 55H36V54H33ZM92 53H93V54H92ZM94 53H95V54H94ZM118 53H119V54H118ZM128 53H129V52H128ZM169 53H170V54H169ZM207 53H208V54H207ZM228 53H229V54H228ZM231 53H232V50H231ZM105 54H108V55H105ZM117 54L120 55L121 57L116 58V57H118ZM159 54H160V55H159ZM206 54H207L208 56H207ZM213 54H214L215 56H214ZM233 54H234V53H233ZM89 55H90V56H89ZM92 55H93V57H92ZM125 55H126V54H125ZM125 55H123V56H125ZM137 55H138V56H137ZM155 55H156V56H155ZM163 55H164V56H163ZM204 55H205V56H204ZM217 55H218L219 57H218ZM221 55H222V57H221ZM226 55H227V56H226ZM6 56H8V57H6V59H8V60L5 59V60L7 61V65H6V66H3V67H5L6 70H7V68H8V69H9L8 72H9L10 70H11V72H12V71L15 72V73H13V75L10 77V78H11V81H10V80H7V81H9V82H7V83H9V85H10V82L13 81L12 83H13L16 87H15L14 85H12L13 87H15V88H13V89L15 90V92H14L13 89H12V90H13V92H12V90L10 89V86H7V85L5 86V85H4V87H3V86H2L3 84L0 83V84H1V85H0L1 90L4 91V92H2V91L0 90V98H2V99H0V101H1V102H2V101L4 102L3 105H5V103H6L7 106H6V105H5V106L8 107L9 105H11V104L14 102V99H13V102H12V103H10L11 101H10V102L5 101L6 98H7V100H8L7 95L10 96V97H12V95H13V96L15 95V99H16V98L19 99V97H20L21 99L23 98L24 101L26 102V104H28V107H30V104H29L30 101H33V100L36 101V98H34V97L37 96V92H38V91L40 92V90L38 89V87H36V86H38V85H36L35 82H34L35 84H33V85H30L31 82H29L30 84H29V83H26V81L28 80L27 78H29V76H30V72H31V75H32V74L37 75V74L34 73V71H35L36 73H38V72L40 71L39 73H44V74L46 75V77H50L51 74H50V72H49V74H48V71L44 72V69H43V66H42L43 64H40L39 66L36 65V67L38 68V70H34V69H32L33 67L31 68V66L28 65V66H26V68H27V69H28V68H31L32 71H31L30 69H28L29 72H28L27 70L24 71L23 69H25V65H23V64L21 65L22 62L19 60V57L17 56V53H16L15 51H14V52H10V53L7 54ZM115 56H116V57H115ZM126 56H128V54H127ZM139 56H140V57H139ZM142 56H143L144 58H142ZM145 56H146V57H145ZM152 56H153V57H152ZM192 56H193V57H192ZM151 57H152V58H151ZM157 57H158V59H157ZM170 57H171V58H170ZM180 57H181V58H180ZM184 57H185V58H184ZM196 57H197V56H196ZM205 57H206V59H205ZM36 58H34V59L36 60ZM80 58H83V56H81ZM91 58H92V59H91ZM146 58H147V59H146ZM162 58H164V59H162ZM215 58H216V60H215ZM15 59H16V60H15ZM38 59L36 60V62L39 61ZM65 59H64V60H65ZM73 59H74V60H73ZM75 59H78V60H75ZM139 59H140V60H139ZM167 59H168L169 61H168ZM171 59H172V60H171ZM109 60H110V61H109ZM124 60H125V59H124ZM145 60H146V61H145ZM186 60H187V61H186ZM41 61H42V60H41ZM41 61H39V62H40V63H43V62H41ZM74 61H75V64L72 63V62H74ZM76 61H78V62H76ZM102 61H103V60H102ZM106 61H107V62H106ZM108 61H109V62H108ZM111 61H112V62H111ZM156 61H157V62H156ZM185 61H186V62H185ZM193 61H194V62H193ZM14 62H15V63H14ZM79 62H80V63H79ZM105 62H106V63H105ZM115 62H116V63H115ZM119 62H118V63H119ZM166 62H167V64H165ZM209 62H210V63H209ZM44 63H47V61L44 62ZM162 63H163V64H162ZM172 63H173V65H172ZM190 63L192 64V66H190V68H189L188 66L190 65ZM194 63H195V64H194ZM199 63L201 64V66L203 65L205 68H206V67H207V68L209 67L210 69H212L211 71H214V72H215V77L213 78V80L210 79L209 77L201 76V75H200V73H199V71H198V70H199L198 68L200 67V66L198 65ZM207 63H208V64H207ZM213 63H214V64H213ZM11 64L13 65L12 68H11V66H12ZM17 64H18L19 66H18ZM36 64H37V63H36ZM38 64H39V63H38ZM72 64H73V65H72ZM160 64H162V65H160ZM164 64H165V65H164ZM174 64H175V66H174ZM185 64H186V65H185ZM81 65H82V66H81ZM81 65H79L80 67H82V68H80V70L83 69V65H84V64L82 63ZM107 65H106V66H107ZM166 65H167V66H166ZM168 65H169V66H168ZM171 65H172V66H171ZM194 65H195V67H194ZM212 65H215V66L213 67ZM15 66H16V68H15ZM17 66H18V67H17ZM23 66H24V67H23ZM29 66H30V67H29ZM41 66H42V67H41ZM138 66H137V67H138ZM156 66H157V67H156ZM160 66H163V71H162V68H161ZM170 66H171L173 69H172ZM181 66H182V67H181ZM186 66H187V67H186ZM203 66H202V69H203ZM22 67H23V69H22ZM39 67H41L43 70H40L41 68L39 69ZM62 67H64V68H62V70H63V69L66 70V69H65V66H62ZM134 67H135V66H134ZM155 67L157 68V70H156L157 72L155 71ZM168 67H169V69H168ZM175 67H177V68H175ZM215 67H216V68H215ZM158 68H159V69H158ZM170 68H171V69H170ZM192 68H193V69H192ZM12 69H13V70H12ZM72 69H73V68H72ZM195 69H197V70H195ZM215 69H217V70H215ZM3 70H4V68H3ZM20 70H21V71H20ZM33 70H34V71H33ZM124 70H125V71H124ZM126 70L130 71L131 73L128 72V71H126ZM135 70H136V69H135ZM152 70H153V71H152ZM159 70H160V71H159ZM184 70H185V71H184ZM187 70H188V71H187ZM222 70H223V71H222ZM18 71H19V72H18ZM37 71H38V72H37ZM83 71H84V70H82V73H84ZM197 71H198V72H197ZM221 71H222V72H221ZM11 72H10V73H11ZM17 72H18V73H17ZM25 72H26V74H27V73H29V74L26 75V74H24ZM32 72H33V73H32ZM74 72H75V71H74ZM132 72H134V73H132ZM151 72H152V74H151ZM155 72H156V73H155ZM158 72H159V73H158ZM161 72H162V73H161ZM179 72H180V73H179ZM190 72H191V73H190ZM194 72H195V73H194ZM4 73L7 74V71L4 72ZM10 73H8V75H9ZM141 73H142V75H141ZM197 73H199V76H197V75H198ZM0 74H2V71L0 72ZM23 74H24V75H23ZM47 74H48L49 76H47ZM79 74H80V75H84V74H81V71L79 72ZM161 74H162V75H161ZM195 74H196V75H195ZM8 75H6V76H8ZM10 75H11V74H10ZM14 75H15V76H14ZM66 75H67V74H66ZM74 75H75V74H74ZM126 75H127V76H126ZM131 75H132V76H131ZM133 75H134V76H133ZM169 75H170V74H169ZM19 76H21V77H19ZM32 76H33V75H32ZM67 76H69V78L67 77L68 80H69V82L72 83V82L74 81V77H75V76H73V74L70 75L69 73H68ZM145 76H146V77H145ZM8 77H9V76H8ZM8 77H6V78L8 79ZM12 77H13V80H12ZM14 77H15V81H14ZM26 77H27V78H26ZM30 77H31V76H30ZM80 77H81V76H80ZM126 77H128V78L130 77L129 80H128V78H126ZM132 77H133V78L135 77V79H133ZM154 77H155V78H154ZM192 77H193V78H192ZM4 78H5V77H4ZM4 78L0 76L1 81H2V79L4 80ZM6 78H5V79H6ZM81 78H82V77H81ZM123 78H124V79H123ZM136 78H137V80H136ZM160 78H161V79H160ZM194 78H195V79H194ZM199 78H201V79L203 78V80H202L203 82H202L201 79H199ZM204 78H205V79H204ZM19 79H20V81H19ZM130 79H132V80H130ZM143 79H144V80H143ZM162 79H163V80H162ZM165 79H166V80H165ZM190 79H191L192 81H191ZM207 79H208V80H207ZM72 80H73V81H72ZM114 80H113V81H114ZM117 80H118L119 82H118ZM135 80H136V82L134 83ZM193 80H194V81H193ZM210 80H211V81H210ZM216 80H217V81H216ZM75 81H76V82H75ZM75 81H74V83L72 84V86H73L72 91H73V89H75V88H76L75 90H78V89H79V90H80V89L82 90L83 87L79 88V87H77V86H82L83 84L81 85V83H79V80H78V81L75 80ZM101 81H102V80H101ZM225 81H226V82H225ZM4 82H5V81H4ZM15 82H16V84H15ZM22 82H23V84H22ZM37 82H38V81H37ZM77 82H78V83H77ZM80 82H81V81H80ZM102 82H103V81H102ZM102 82H101V83H102ZM189 82H190V83H189ZM7 83L5 82L4 84H7ZM12 83H11V84H12ZM18 83H19V84H18ZM101 83H100V84H101ZM109 83H110V84H109ZM113 83H114L115 85L118 83V86H117L116 88H114L115 85H113ZM20 84H21V85H20ZM26 84H28V85H27V88H26ZM22 85H23V86H22ZM76 85H77V86H76ZM136 85H135V86H136ZM19 86H20V87H19ZM24 86H25V87H24ZM29 86H30V87H29ZM122 86H121V88H122ZM2 87H3V88H2ZM7 87L9 88V90H11V91L9 92L10 94L7 92V90H8V89H6ZM102 87H103V88H102ZM4 88H5L6 90H5ZM11 88H12V87H11ZM23 88L28 89L29 92L31 91L32 93H34V92H36V93L34 94V96H31V97L29 96V93H28L27 95H28L30 98H29L27 95H26V96L21 95L20 93L22 92V89H23ZM106 88H108V89L106 90ZM32 89H34V90H33L34 92L32 91ZM9 90H8V91H9ZM130 90H128V91H130ZM82 91H83V90H82ZM82 91H80V92H82ZM16 92H17V94H16ZM14 93H15V94H14ZM32 93H31V94H32ZM83 93H86V92L83 91ZM83 93H82V95H81V97H83V99H82V101H81V100H80V101H81V104H82V105L84 104V105L87 107V109H88V107L90 108V105H91V104H89V103H90L89 98H88L89 96L87 97L88 94H83ZM11 94H12V95H11ZM80 94H81V93H79V95H80ZM18 95H19V96H18ZM32 95H33V94H32ZM79 95L77 94L76 96H79ZM134 95H135V94H134ZM134 95L132 94V96H130V100H129V101H130V105H131V106L129 105V109H130V110H131V109H132V110H133V109H136V110H137V108H139V106H140V104H138V102L141 101V97H140L141 95H137V94H136L135 96H134ZM3 96L5 97V100H3V99H4ZM16 96H18V97H16ZM10 97H9V99L12 100L13 97H12V98H10ZM26 97H28V98H26ZM160 97H161V98H160ZM160 97H159V95H158L157 98L153 99V100H154V103L151 105L150 108H146V107L143 105V108H141V106H140L139 109H145V110H142V111H144L143 113H144L145 115H147V116H149V115L152 116V115L157 114V112H156V111L154 112V110L157 109V111H158L159 108H160V112L163 111V109L166 108L167 106H166V107H161V106H163L162 104H163L164 102H166V99H167V98H166L165 96H162V95H160ZM32 98H33V99H32ZM77 98H78V99H81L80 97H77ZM138 98H139V99H138ZM142 98H143V96H142ZM23 99H22V100H23ZM27 99H28V100H27ZM240 99H241V98H238V97L236 98V100H240ZM16 100H17V99H16ZM19 100H20V99H19ZM86 100H87V101H86ZM138 100H139V101H138ZM142 100H143L142 103H146V102H144V99H142ZM156 100H157V101H156ZM158 100H159V101H158ZM24 101H23V102L21 101V102H22V103H25ZM35 101H34V102H35ZM83 101H84V103H83ZM136 101H138V102H136ZM1 102H0V104H1ZM16 102H18V100H17ZM16 102H15L14 105H16ZM21 102H20V103H21ZM131 102H132V104H131ZM155 102H157V103L155 104ZM20 103H19V104H20ZM22 103H21L20 105H21V106H24V104L22 105ZM32 103H33V102H32ZM35 103H36V102H35ZM35 103H34V104H35ZM136 103H137L138 105H137ZM142 103H141V105H142ZM8 104H9V105H8ZM88 104H89V105H88ZM134 104H135V105H134ZM20 105H19V106H20ZM66 105H67V104H66ZM1 106H2V105H1ZM5 106H4V107H5ZM33 106H34V105H33ZM85 106H84V108L82 107V109H86ZM133 106H134V107H133ZM156 106H157V107H156ZM25 107H27V105H26ZM31 107H32V106H31ZM80 107H81V105H80ZM17 108L19 109V107H17ZM20 108H21V107H20ZM22 108H23V107H22ZM22 108H21V109H22ZM66 108H68L69 110H72V108H69V107H66ZM77 108H78V107H77ZM77 108H73L75 111H70V112H68V109H67V111H65L66 109H63V108L60 109V108H58L57 105H55V107H52V109L50 108L48 114H47V113H46V114L49 116V115H51V114H50L51 111H52L53 113H54V112L57 113L56 111L58 110V112L61 111L62 114H65L64 112H66L67 114L70 113V114H69L70 116L68 115L69 118L71 117V119L73 120V118L76 117V120L80 122V120H78V119H79L78 117H79L83 112L80 113L81 110H82L81 108H80V109H81L80 112H79V110L76 111ZM154 108H155V109H154ZM161 109H162V110H161ZM53 110H54V111H53ZM63 111H64V112H63ZM82 111H84V110H82ZM97 111H99V110H97ZM97 111H95V113H97V114L99 113V115H100V114H101V111H100V112H97ZM248 111H249V110L246 109L244 112L247 113ZM52 112H51V113H52ZM102 112H103V111H102ZM108 112H109V111H105V114L102 115V114L104 113V112H103V113L101 114L100 117L102 118V117L104 116V117H103V121H104V120H107V121L110 123V126L107 125V124H106V126H104V125H105L104 123H107V121L103 122L102 119L99 118V115H98V119L102 121V122H101V121H99V122H101V123L103 124V125H102L103 127H100L99 129H103V128H104V129L101 130L100 132L106 133V131H105V130H106L105 127H106V128H107V127H108V128H109V127L112 128V127L114 126L115 122H119V123H120V122H127V121L131 122V121H130V119H131L130 117H127V119H126V118H121V116H120L121 113L119 112V110H117V112H116V109H115V111L111 110V112H109V114H108ZM118 112H119V113H118ZM146 112H147V113H146ZM41 113H42V112H41ZM44 113H45V111H44ZM44 113H42V114H44ZM76 113H77V114H76ZM78 113H79V114H78ZM27 114L29 115V112H26L25 117L22 118L23 121H20V122H19L20 125H21L23 122L25 123V121H29L26 125H29L30 122H31V124H32V123H33V124H36V123L32 122L33 118L36 119L35 116L33 115L32 118H31V117L29 118ZM57 114H58V113H57ZM57 114H55V115H57ZM116 114H119L120 117H118V115H116ZM148 114H149V115H148ZM52 115H53V114H52ZM55 115H54V116H55ZM30 116H31V115H30ZM39 116H41V114H40ZM39 116H38V117L36 116V117H37L36 120L41 119V118H43V119H41V120H44V119L47 120V117H48V116H46V115H45V116H41V117H39ZM57 116H58V115H57ZM57 116H55V117H57ZM65 116H66V114H65ZM73 116H75V117H73ZM81 116L84 117V113H83ZM106 116H107V119H106ZM113 116H114V117H113ZM66 117H67V116H66ZM83 117H80V119L82 120V121H81L82 123H81V122H80V123H79V122L77 123V121H76L75 119H74L73 121L70 120V119H68L69 121H67V122H65V121H63V120L60 121V122H62V123H61V124H57V125H59V126H57L58 129L53 125V126L55 127V128H53V129H55V132H56V130H57V132H59V130H60V132H59L58 134L55 133L54 131H53L54 133L51 131V129H52L53 126H52L51 128L49 127V128H50V131H49L48 128H47L48 131H46V129H45V133H44L45 136H44L42 130H37V131H39V133L42 132V133H40V135L42 134L43 136H41V137H43L44 139L41 138V137H39V138L41 139V140H39V138L37 137V136H39L38 133H37V136H36V133H35L34 135L37 137V141H38V140H39V141H38V142L35 141V142H34V146H36L38 143H40V144H39L40 147H39V145H38V147L40 148V150L42 149V150H41L42 154H41L39 148L36 146V149H37V148H38V149H37L36 151L33 150V151L30 153V155L28 156V158H27V162L29 163V165L27 164V167L30 166L32 169H31V168H27V170H28L29 172H31V171L34 172V170H33L34 165H32L33 162H34V161H33L34 158H38V159H39V157H40L39 160H38V159H37V160L34 159V160H35V162L38 161V162H41V163L43 162V163H44L42 167L45 168V169H44L43 171H45L46 169H49L47 166H48V165L50 166V165L52 164V163H51L52 161H55V164H56V162H57L56 160H58V162L60 163V165H58V163H57V165L54 164V166H53V167H50V168L53 169L55 166H56V167H57V166H58V167H59V166H60V167L62 166V168L64 167V170H66V171H64V172H61V171H60V172H59V171L56 170V172H58V173H56L55 170H54V171H52V174H51L52 176H51V178H52L53 180H55L56 183H57V182H58V183H61V182L63 183L64 181H66V179H70V178L73 179V181L75 182V179H76V176H75V175H76V174H75V173H76V170L79 168V166L81 167L82 164H83V165L85 164V163H83L82 159H80V157H81L80 154L87 153V149H86L87 147H88V150L90 149V151H91L92 154H93V153H94V152H93V149H95V148L93 147V148L91 149L92 146L95 145V147H96L97 145L99 146V145L101 144V146L103 147L102 144L106 145V143H103V141H105V140H102V139H101V141H99V139H100L99 136H98L99 138H97V137L94 138L95 136H94V137L92 136L91 139H89L90 137L87 138V136H86V137H85L86 139H89V140H91V141L93 140V142L89 145V146H90V148H89L88 144H89L91 141L89 142V140L87 141V140L84 138V133H83V131L85 130V128H83V127H84L85 124H83V123H84V121H83V119H82ZM115 117H116V118H115ZM51 118H53V117L51 116ZM77 118H78V119H77ZM109 118H110V119H109ZM117 118H118V119H117ZM119 118H120V119H119ZM128 118H129V119H128ZM114 119H115V121H114ZM122 119H124L125 121L122 120ZM260 119H261V120H260ZM36 120H34V121L37 122ZM84 120H85V119H84ZM110 120H111V121H110ZM117 120H118V121H117ZM75 121H76V122H75ZM113 121H114V122H113ZM260 121L263 123V121H264V113L259 115V121H258L259 123H258L257 125L255 124L254 128H251V129H255V128L257 129V128H258V130L255 129V131H253V132L255 133V135H254V133L252 132L251 129H249V132L251 131V134L253 133V135L247 136V133L241 135V136H244V135L247 136V138L245 139V140H247V141H246V145H247V143H248L247 147L245 146V147L247 148V149H246V152H247L248 150H250L251 148L254 150L255 153H258V152H259V149L256 147V144H257L258 138L255 137V136L258 135L257 133H259L260 129L264 128V127H262V126L259 125V124H260ZM60 122H59V123H60ZM69 122H70V124H69ZM111 122H112V123H111ZM19 123H18V124H19ZM45 123H46V122H45ZM72 123H73V124L76 123L77 125L75 124V127H74ZM101 123H99V126H100ZM109 123H108V124H109ZM113 123H114V124H113ZM78 124H80V125H78ZM81 124H82V125H81ZM112 124H113V125H112ZM138 124H139V123H138ZM138 124H136V125H138ZM20 125L18 126L19 128H21ZM26 125H23L24 129H25V126H26ZM37 125H38V124H37ZM63 125H64V126H63ZM40 126H42V125H40ZM43 126H46V124L43 125ZM49 126H50V124H49ZM61 126H62V127H61ZM69 126H70V127H69ZM72 126H73V127H72ZM259 126H260V128H259ZM29 127H30V126H29ZM33 127H34V126L32 125V127H30L29 129L31 130V129H33ZM35 127H36V126H35ZM59 127H60V128H59ZM4 128H6V127H4ZM27 128H28V127H27ZM27 128H26V129H27ZM38 128H39V127H38ZM38 128L36 127L35 129H38ZM42 128H43V127H42ZM63 128H64V129H63ZM108 128H107V129H108ZM110 128H109V129H110ZM21 129H22V128H21ZM53 129H52V130H53ZM99 129H98V131H99ZM109 129H108V130H109ZM33 130H34V129H33ZM33 130H31V132H33ZM61 130H62V134H61ZM108 130H107V131H108ZM27 131H29V130L27 129ZM8 132H9V130H8ZM66 132H67V133H66ZM100 132H99V134L97 133L96 136H97V135H102V134H103V133L100 134ZM256 132H257V133H256ZM49 133H50V134H49ZM7 134H8V133H7ZM32 134H33V133H32ZM66 134H67V135H66ZM54 135H55V136H56V135H60V137H62V138H61L62 140H61V139H57V136L55 137ZM64 136H65V137H64ZM262 136H263V135H262ZM262 136H261V137H262ZM60 137L58 136V138H60ZM251 137H253V139H252ZM261 137H260V139H261ZM55 138H56V139H55ZM63 138L66 139V140H63ZM240 138H242V137H240ZM0 139H1V138H0ZM35 139H36V138H35ZM83 139H84V140H83ZM42 140H43V142H41ZM119 141H120V140H119ZM119 141H116L115 144H114V142H112V144L115 145V146H117V145L120 146L122 143H124L123 140H121L122 143H121V142L119 143ZM261 141H264V138H263V137H262V140H261ZM36 142H37V143H36ZM57 142H58V143H57ZM87 142H89V143H87ZM97 142H100V144H99V143L97 144ZM253 142H254V144H253ZM93 143H96V144L92 145ZM41 144H43V145H41ZM110 144H111V143H110ZM112 144H111V145H112ZM47 145H48V146H47ZM111 145H110V146H111ZM113 145H112V147H110V149H113ZM249 145H250V146L253 145V147H248ZM98 146H97L96 149L99 150V153L96 154V152H97V150H96V151H95V154H94V155H96V157H97L99 154L101 155V154L103 153V151L101 150V148L99 149ZM101 146H99V147H101ZM119 146H117V150H119V149H118ZM254 146H255L257 149H256ZM259 148H260V147H259ZM47 149H48V150H47ZM51 149H52V150H51ZM63 149H64V150H63ZM115 149H116V147H115ZM115 149H113V150H115ZM43 150H44V151H43ZM50 150H51V151H50ZM54 150H55V151H54ZM104 150H105V149H104ZM37 151H39V153H38ZM101 151H102V152H101ZM115 151H116V150H115ZM33 152H34V153H33ZM36 152H37V153H36ZM63 152H64V153H63ZM34 154H35V155H34ZM258 154H259V153H258ZM258 154H257V155H258ZM37 155H39V157H38ZM55 155H56V156H55ZM1 156H4V155H1ZM32 156H33V157H32ZM44 156H45V157H44ZM50 156H51V157H50ZM29 157H30V158H29ZM54 157H55V159H54ZM0 158H1V157H0ZM78 158H79V159H78ZM1 159H2V160H1ZM1 159H0V160L3 161V162L0 161V163H1L0 167H1L2 165L5 166V164H4V159H3V158H1ZM46 159H47V161H46ZM68 159H69V160H68ZM257 159H258V160L256 161L257 163H262V164L264 165V155H263V156L261 155V156L257 157ZM29 160H30V161H29ZM77 160H78V161H77ZM259 160H260V161H259ZM38 162H37V163H38ZM46 163H47L48 165H47ZM53 163H54V162H53ZM61 164H62V165H61ZM141 164H142V163H141ZM31 165H32V166H31ZM45 165H47V166H45ZM3 166H2V167H3ZM46 167H47V168H46ZM8 168H9V167H8ZM8 168H5V169H4V172H6L5 174L1 171L2 173H1V177H0V183H1L2 186H3V185H5V186L1 187V185H0V189H1L0 194H1V193H2V194L4 193V192H2V190H4L3 188L6 189V191H5L6 193H5V194H11L10 192H12L13 190H15V191L17 192V194H18L19 191L16 190V189H19L20 191L23 190V189L21 188L22 185H20L19 183L21 182V184H22L23 179H24V180H27V181H30V180H31L30 178L32 177V178H33L32 180H34V178L37 179V180H39V181H37L38 184H37L36 181H35V183H34V182L32 183V180H31V182H27V181H25V182L28 184V186H27V184H25V182H24V183H23V184H24L23 188L26 186L28 190H32L31 192L27 190V191H28V192H26L27 194H28V193H29V194H32L33 197H35V196L38 197V196H39V200H38L37 198H35L34 201H32L33 203H34L36 200H38L37 202H39V201H41V200H44L43 197L45 198V196H42V195H41L42 192H41V190H39V189H42V185H44L46 181H45L44 184H43V182H41L40 180L46 178L45 174H47V177L50 175V174H48V171H46V173H45V172H43L42 170H40L41 172H37L38 174L35 173V175H34V173H28V171H27V173H26V170H24V171L21 170V169H20V170H14V171H16V172L18 173V174H17L16 172L14 173L13 170H12V171H11L10 169L8 170ZM97 168H98V167H96V169H97ZM234 168H237V169H233V168H232V171H234V172L238 171V167H234ZM6 169H7V170H6ZM51 169H50V170H51ZM70 169H71V170H70ZM75 169H76V170H75ZM93 169H94V166H93ZM5 170H6V171H5ZM68 170H69V171H68ZM73 171H75V172H73ZM11 172H12V173H11ZM22 172H24V173H22ZM234 172H231V173H234ZM253 172H254V171H253ZM253 172H252V174H251V172H249L248 174H246V173L243 174V175H244L243 177H244L245 179L247 178L246 181H245L246 183L244 184V186H245V188H248V189H250L251 191L253 190V192L258 193V190H257V188L254 186V184H255L256 182H257V183H259V182H263V180H264V169H263V171H262V169L260 168L259 170H255V173H253ZM39 173H40L41 175H40ZM42 173H43V174H42ZM44 173H45V174H44ZM73 173H74V174H73ZM133 173H135V171H133ZM133 173L130 174L131 179H133L132 177H135V176H136V173H135V174H133ZM259 173H260V174H259ZM6 174H7V175H6ZM13 174H15V176H14ZM22 174H23L24 176H27V179H25L26 177H23V176H22L23 178H22V180L20 181V178H19V177H21ZM54 174H55V175H54ZM255 174H256L258 177H257ZM2 175H3L4 177H3ZM9 175H10V176H9ZM11 175H13V176L11 177ZM19 175H20V176H19ZM28 175H30V178H29V179H28V177H29ZM72 175H73V176H72ZM134 175H135V176H134ZM137 175H138V174H137ZM260 175H261V176H260ZM6 176H7V177H6ZM8 176H9L11 179H10V178L8 179ZM17 176H19V177H18L19 179L17 178ZM43 176H44V177H43ZM71 176H72V177H71ZM136 177H137V176H136ZM2 178H3V179H2ZM12 178H15V179H12ZM65 178H66V179H65ZM255 178H257L256 182H254V180H253V179H255ZM258 178H260V180H258ZM1 179H2V180H1ZM16 179H18V180H16ZM134 179H136V178H134ZM261 179H263V180H261ZM7 180H8V181H11V180H12L11 182H9V185H10V183H12V185H10L11 188L9 187V185H8V181H7ZM13 180H16V182H14V184H13ZM57 180H58V181H57ZM62 180H63V181H62ZM4 181H5V182H4ZM6 181H7V182H6ZM19 181H20V182H19ZM42 181H43V180H42ZM68 181H69V180H68ZM73 181H70V182H73ZM17 182H19V183L17 184ZM40 182H41V183H40ZM3 183H4V184H3ZM39 183L42 184V185H39ZM75 183H76V182H75ZM30 184H31V185H30ZM73 184H74V183H73ZM252 184H253V185H252ZM14 185H15V186H14ZM17 185H18V186H17ZM37 185H38V188H36ZM7 186H8L9 191H8V189L6 188ZM253 186H254V188H253ZM16 187H17V188H16ZM26 187H25V188H26ZM34 187H35V188H34ZM76 187H77V186H76ZM76 187H75V188H76ZM14 188H15V189H14ZM20 188H21L22 190H21ZM118 188H119V187H118ZM251 188H252V189H251ZM10 189H11V190H10ZM36 189H38V191H37ZM76 189H78V188H76ZM24 190H26V189H24ZM42 190H45L46 192H47L48 190L50 191V189L47 190V188H46V189H42ZM7 191H8V193H7ZM36 191H37L39 194L36 193ZM45 191H43L42 194H45V193H46ZM78 191H79V189H78ZM56 192H57V190H56ZM13 193H14V192H13ZM13 193H12V195H14V194L16 195V193H14V194H13ZM50 193H51V191H50ZM53 193H54L55 195H58L59 192H57V193L53 192ZM33 194H34L35 196H34ZM19 195H20V194H19ZM19 195H16V196H19ZM23 195H24L25 197H27V195L25 194V192H24ZM37 195H38V196H37ZM45 195H46V194H45ZM55 195H54V196H55ZM164 195H166V193H165ZM261 195H262V196H261ZM261 195H260V197L258 196V197H259L258 201H259V200L261 201V198L263 197L264 193L261 194ZM24 196H23V197H24ZM41 196H42V197H41ZM54 196H53V198H54V199H57V197L55 198ZM20 197H22V194H21ZM25 197H24V198H25ZM46 197L49 198L48 193H47V196H46ZM88 198H89V197H88ZM12 199L15 200V202H16V203L14 202L15 204H17V202L19 201L17 197H16V199H14V196H13ZM19 199H20V198H19ZM40 199H41V200H40ZM60 199H61V198H60ZM60 199H59V198L57 199L58 203H59ZM85 199H86V198H85ZM85 199L83 200V201H85V202H83V203H87V202H91V203H92L91 198H89V199H87V200H85ZM0 200H1V199H0ZM262 200H264V198H262ZM57 201L55 200L54 202L56 203ZM260 201H259V202H260ZM12 202H13V201H12ZM32 202H31V203H32ZM41 202H42V201H41ZM14 203H12V205H13ZM18 203H19V202H18ZM39 203H40V202H39ZM91 203H90V204H91ZM15 204H14V206L16 207ZM40 204H41V203H40ZM92 204H93V203H92ZM98 204H99L98 206H100V203H99V202H98ZM112 204L115 205V202H114V203L112 202ZM112 204H111V205H112ZM260 204H261V202H260ZM93 205H94V204H93ZM113 205H112V206H113ZM95 206H96V204H95ZM93 207H94V206H93ZM96 207H97V206H96ZM100 207H102V205H101ZM100 207H98V209H99ZM251 207H253V205H251ZM255 207H257V206L255 205ZM253 208H254V207H253ZM253 208H252V209H253ZM95 209H96V208H95ZM101 209H102V208H101ZM136 209H137V208H136ZM139 209H141V207L138 208L137 210L134 209V211H137V212H138ZM134 211H133L134 214L137 213V212H134ZM104 213H106V212H104ZM108 213H109V212H108ZM113 213H114V212H110V213L107 214V215H108V216H109L110 214L113 215ZM100 214H101V213H100ZM102 215H103V212H102V214H101L100 217H102ZM104 215H105V214H104ZM107 215H105V216L108 218ZM96 217H98V216H96ZM100 217H99V218H100ZM39 218H40V217H39ZM94 218H95V217H94ZM39 220H40V219H39ZM41 220H42V219H41ZM95 220H96V221H93V222H96L97 225H96V223H93V224H95V226L92 225L93 227H91V226L89 227V224L87 223V224H88V229H87V230L85 229L84 232H85V234H86V232H87L88 230L91 231V232H89V231L87 232V234H88V235L90 234V236H83V237H86V238H83V239L81 240V243H80V244L82 245L81 247H84V246H83L84 244H83L82 242H84V240H86V241L84 242V243H85V249L88 247L87 249H88L89 253H91V254H93L94 250H96V252L99 250V251L97 252V254H100V255H95V257L97 256V257H96V258H98L97 260H101L102 254L104 253L103 249H105V246H106L109 242H110V243H111V242H112V243L115 242V240H117V239H115L116 237H117L119 240H122V238H121L122 235L120 236L119 234H117V233L115 232V230H114V231L112 230V233L110 232L109 234H108V233H104V234H103V231H104V230H107L108 227L105 226V225L103 226V221H102V224H101V222L98 221V220H99L98 218H96ZM90 221H92V220H90ZM39 222H41V221H39ZM39 222H38V223H39ZM44 222H45V221H44ZM41 223H42V222H41ZM91 223H92V222H91ZM99 223H100L102 226H101ZM39 224H40V223H39ZM42 224H43V223H42ZM106 225H107V224H106ZM168 226H169V225H168ZM123 227H124V226H123ZM125 227H126V225H125ZM173 227H174V225H172V228H171L169 231H167V233H166V234H168V233L171 234L170 237L168 236V237H169V240H168V239H167V240H166V239L153 240V241H154L153 246L155 247V249H154V250L152 249V251H150V252H151V253H149L150 255H151L152 252L155 251V250H157V251L154 252L155 254L157 253L156 255L162 254V252L164 251L163 246H164V245L166 246V244H167L168 242H170V238H171V237L174 238V236H175L174 233H173V232H174ZM127 228H128V227H126V229H127ZM99 229H100V230H99ZM117 229H118V228H117ZM121 229H122V231H123V230H124V231L126 230V229H124V228H120L119 230H116V231H119L118 233H122V231H120ZM94 231H95V232H94ZM99 231H100V232H99ZM101 231H102L101 236H100V234H99V235H96V234H98V233H101ZM124 231H123V232H124ZM128 231H129V230H128ZM131 231H132V230H131ZM131 231H129V232H131ZM137 231H138V230H137ZM172 231H173V232H172ZM59 232H60V231H59ZM59 232H58L59 235L62 234V233H59ZM105 232H106V231H105ZM125 232L127 233V230H126ZM138 232H139V233H138ZM138 232H137V233H138L137 235H133V236H134L133 239H135V237H136V239H139V238L141 239V238L149 237V235H148L149 233H144V234H145V235H144L142 232H141V233H140V231H138ZM171 232H172V233H171ZM94 233H96V234H94ZM115 233H116L118 236H117ZM126 233H125V234H126ZM133 233H135V232L133 231ZM85 234H84V235H85ZM105 234H107V235L109 236L108 239L106 238L107 236H105ZM111 234H112L113 236H111ZM114 234H115V235H114ZM128 234H132V233H127V234L125 235L126 237H128L127 239H129V238L132 239ZM59 235H58V237H59ZM123 235H124V233H123ZM172 235H173V236H172ZM114 236H116V237H114ZM61 237L63 238V236L60 235V239H61ZM87 237H88L89 239H88ZM95 237H96V238H95ZM103 237H104V238H103ZM113 237H114V238H113ZM119 237H120V238H119ZM137 237H138V238H137ZM90 238H91V239H90ZM97 238L100 239V240H98ZM110 238H111V239L113 238L114 240H113V239L111 240ZM172 238H171L170 245L168 246V247H170V248H171V246H172V243L174 242L173 240H174L175 238H176V239H175L176 242H177V240H178L177 237H175L174 239H172ZM92 239H93V240H92ZM105 239H107L106 241H109V242H104ZM109 239H110L111 241H110ZM197 239H198V238L196 237V238H194L193 240H192V239H190V240H191V241H197ZM214 239H215L214 236L210 237V239L208 240L209 243L213 245V244H214V243H213V242H214ZM95 240H96V241H95ZM103 240H104V241H103ZM66 241H67V240H66ZM94 241H95V242H94ZM160 241H161V242H160ZM86 242H87V243H86ZM93 242H94V243H93ZM100 242H101V243H100ZM103 242H104V245H103ZM176 242H174V243L176 244ZM23 243H24V242H23ZM61 243H63V239H62ZM67 243H68V242L64 243V246L62 245L63 247L60 249V252L58 253V255H59V254H62L61 256L59 255V256L62 258V260L65 259V256H66V258H67V256L69 255V254H68L69 249H68V247H65V246L67 245ZM105 243H106V244H105ZM43 244H44V243H42V246H40L41 243H39L40 248L37 246L39 251L41 250V248L43 249ZM91 244H92V245H91ZM155 244L157 245V247H156ZM22 245H24V244H21V246H22ZM49 245H50V244H49ZM49 245H48V247H49ZM89 245H90V247H89ZM159 245H160V246L162 245L161 247L163 248V250L161 251V253H160L159 250H161L162 248H161ZM199 245H200V243L197 244V247L195 248V251H194L195 253L198 252V248L200 247ZM212 245H211V247H212ZM46 246H47V244H45V247H44L45 250H44V251H47V252H48V251H54V250H52V248H50V247H49V248H50L51 250H50V249H49V250H48V249L46 250V248H47ZM86 246H87V247H86ZM173 246H174V244H173ZM51 247H52V245H51ZM158 247H159V248H158ZM30 248H31V250H32L33 247H30ZM64 248H65V250H64ZM99 248H101V249H99ZM28 249H29V247H28ZM53 249H54V248H53ZM81 249H82V248H81ZM141 249H142V248H140L138 251H140ZM166 249L169 250V248H165V251H166ZM211 249H213V248H211ZM211 249H210V250H211ZM31 250H30L29 252H30V253L32 252V253H31V254L28 253V256H29V255L32 256V254L35 253V255H37V256H35V255H33V256L37 257V258H36L37 260H38V257L40 256V253H44L43 250H42L43 252H41V251L39 252L36 248H35L36 251L34 250V252H33V250H32V251H31ZM76 250H77V248H76ZM210 250H209V251H210ZM37 251L39 252V253H38L39 255L37 254ZM55 251H56V250H55ZM57 252H58V251H57ZM101 252H102V254H101ZM76 253H77V252H76ZM76 253H72L73 256H74ZM158 253H159V254H158ZM211 253H212V252H211ZM211 253H210V255L212 256ZM44 254H45V253H44ZM54 254H55V253H54ZM67 254H68V255H67ZM213 254H214V253H213ZM41 255H42V254H41ZM46 255H47V258L45 257ZM46 255H45V256L42 255V256H43L42 259H40V258H41V256H40V258H39V261L41 260V261H40V264H44V263L48 262V261H47L48 258H51V259H50L51 264H52V263L55 264V259H54V258H55L56 256L53 257V252H51V253L48 252V254H46ZM156 255H154V256H156ZM30 256H29V257H30ZM73 256H72V257H73ZM238 256H239V255H238ZM29 257H28V258H29ZM152 257H153V254H152ZM30 258H31V257H30ZM63 258H64V259H63ZM235 258H237V255L235 256ZM235 258H234V259H235ZM43 259H44V261L42 262ZM30 260H31V259H30ZM37 260H36V261H37ZM175 260H176V256H172V257H171V261H170V263L174 262ZM36 261L32 260L31 262H32V264H33V263L36 262ZM92 262H98V261H96L95 259H92ZM100 262H101V261H100ZM38 263H39V262H38ZM36 264H37V263H36ZM46 264H47V263H46ZM48 264H49V262H48ZM94 264H95V263H94ZM172 264H173V263H172ZM175 264H176V263H175Z\"/></svg>",
    "mask_w": 264,
    "mask_h": 264
}]
</instances>
